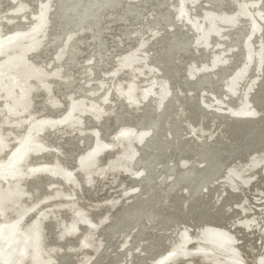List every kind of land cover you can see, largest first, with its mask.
<instances>
[{"label":"water","instance_id":"95a60500","mask_svg":"<svg viewBox=\"0 0 264 264\" xmlns=\"http://www.w3.org/2000/svg\"><path fill=\"white\" fill-rule=\"evenodd\" d=\"M0 264H264V0H0Z\"/></svg>","mask_w":264,"mask_h":264}]
</instances>
